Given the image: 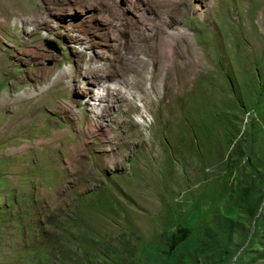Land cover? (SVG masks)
Returning a JSON list of instances; mask_svg holds the SVG:
<instances>
[{
    "label": "rangeland",
    "instance_id": "1",
    "mask_svg": "<svg viewBox=\"0 0 264 264\" xmlns=\"http://www.w3.org/2000/svg\"><path fill=\"white\" fill-rule=\"evenodd\" d=\"M0 264H264V0H0Z\"/></svg>",
    "mask_w": 264,
    "mask_h": 264
},
{
    "label": "bare ground",
    "instance_id": "2",
    "mask_svg": "<svg viewBox=\"0 0 264 264\" xmlns=\"http://www.w3.org/2000/svg\"><path fill=\"white\" fill-rule=\"evenodd\" d=\"M139 82H134V83H132V84H130L131 86H133V87H137V88H139L140 89V87H139ZM103 90V89H102ZM29 93L31 94V91H28V90H26L25 91V95H29ZM97 95H98V98H99V100L102 98V96H103V94H102V92L99 90L98 91V93H97ZM24 99L25 98H21V102H25V101H27V100H25L24 101ZM17 100V99H16ZM16 100H14L13 102H15ZM11 103H12V101L11 100H9ZM14 109V108H13ZM15 110V109H14ZM17 111V110H16ZM80 146V145H79ZM81 147V146H80ZM79 147V148H80ZM30 148V145L29 144H26V145H24V146H22L21 148H19V149H17V152H20L21 154H23V153H25L28 149ZM78 148V147H77ZM81 150V149H80Z\"/></svg>",
    "mask_w": 264,
    "mask_h": 264
},
{
    "label": "trees",
    "instance_id": "3",
    "mask_svg": "<svg viewBox=\"0 0 264 264\" xmlns=\"http://www.w3.org/2000/svg\"><path fill=\"white\" fill-rule=\"evenodd\" d=\"M184 232H185V229H177L174 233L170 235L169 237L170 247H173L175 244H177L179 241L183 239Z\"/></svg>",
    "mask_w": 264,
    "mask_h": 264
},
{
    "label": "water",
    "instance_id": "4",
    "mask_svg": "<svg viewBox=\"0 0 264 264\" xmlns=\"http://www.w3.org/2000/svg\"><path fill=\"white\" fill-rule=\"evenodd\" d=\"M47 47H48L49 49H51V48H52V45L49 44V43H47Z\"/></svg>",
    "mask_w": 264,
    "mask_h": 264
}]
</instances>
